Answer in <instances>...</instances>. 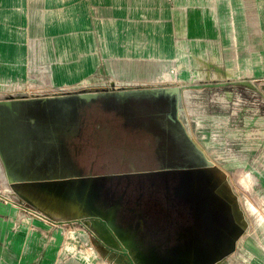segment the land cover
I'll use <instances>...</instances> for the list:
<instances>
[{
  "label": "rangeland",
  "instance_id": "1",
  "mask_svg": "<svg viewBox=\"0 0 264 264\" xmlns=\"http://www.w3.org/2000/svg\"><path fill=\"white\" fill-rule=\"evenodd\" d=\"M186 1L3 0L18 7L19 20L9 29L3 12L0 101L15 104L0 107V144L16 189L0 178V264L10 263L16 231L15 264L32 247L26 264L44 256L46 264H132L129 248L136 264H212L218 226L202 212L206 177L238 224L235 248L220 264H264V14L232 20L188 12ZM224 16L246 33L226 43L231 53L218 39L186 38L191 23L201 34L204 17L217 25ZM179 85L187 90L180 116L165 93L123 104L102 98L85 107L81 139L47 145L58 99ZM41 98L53 101L26 103ZM143 122L166 133L168 151L137 130ZM245 175L251 190L240 183Z\"/></svg>",
  "mask_w": 264,
  "mask_h": 264
},
{
  "label": "crops",
  "instance_id": "2",
  "mask_svg": "<svg viewBox=\"0 0 264 264\" xmlns=\"http://www.w3.org/2000/svg\"><path fill=\"white\" fill-rule=\"evenodd\" d=\"M188 0L186 1V3ZM5 4V7H3V0H0V38L2 37V31H3V12H6V15H10V25L8 28H17V24L19 17H17L16 14H19L18 7L14 6L13 4ZM178 7V5H176ZM175 7V8H176ZM188 12H198L200 10L204 11L205 13H213V14H231V19L233 20L232 14H238V15H245V14H251V13H257L259 16L264 14V0H193L191 5H184L183 7ZM192 10V11H189ZM242 18V17H241ZM209 19V22H205V17L201 21V27L202 33L200 34L195 25L191 23L190 27L187 26L185 36L187 39H192L193 44L201 43L204 45L205 43L210 45V42L213 40H220L224 42V50L227 53H231L233 49L231 48V45L228 44L226 46V43L231 42L233 38H236L237 36L241 39L244 36H246V33L242 30V27L239 26V22H233L230 20V17H220V22L217 21V25L212 24L211 19ZM244 19V17L242 18ZM226 20V21H225ZM204 22V23H203ZM242 25V24H241ZM192 26V27H191ZM195 29V30H194ZM214 30L213 32H208L210 30ZM194 30V31H193ZM236 30V32H235ZM191 31H193L191 33ZM204 31V32H203ZM178 35V34H177ZM202 39L201 41H199ZM198 41V42H197ZM210 41V42H207ZM241 45H245L244 43H241ZM242 51H245L242 49ZM209 52V51H208ZM205 53V50H204ZM180 86V85H179ZM182 87V86H181ZM183 88V87H182ZM205 182L209 184L210 186V193H206L204 196V201L207 203V205L203 206L202 212L209 214L211 217H216L215 223L218 227H216L214 230L217 231L215 233V245L216 250L213 251L214 259L212 260V264L218 263L222 258L226 257V255L230 254L232 250H234L236 245V240L239 236L238 230L236 229L237 219L235 215L234 208L232 204L228 201V199L224 196L222 191L220 189H217L215 187L214 182L210 177L205 178ZM129 232L126 230L123 234L127 235ZM33 234V233H32ZM31 233H28V241L30 240V237H32ZM46 237V236H45ZM34 238V236H33ZM11 242H10V249H9V261L10 263L5 264H15L14 258L17 256V252L19 250V235L18 231L13 232L11 235ZM60 240V237H58V241ZM55 244L56 238L54 239ZM60 247L55 246L53 248V253H56L57 256L60 254ZM37 248L28 249L26 251V260L28 259V254L35 253ZM47 252H49V249H47ZM129 252H131V249L129 248ZM25 252L22 251L21 255L23 256ZM212 253V252H211ZM16 255V256H15ZM20 257H18L19 259ZM41 261L37 264H46V256L43 257V259L39 258ZM21 264H26L27 261L24 259H19ZM55 261V260H54ZM57 261V259H56ZM26 262V263H25ZM59 262V260L57 261ZM210 264V263H209Z\"/></svg>",
  "mask_w": 264,
  "mask_h": 264
},
{
  "label": "water",
  "instance_id": "3",
  "mask_svg": "<svg viewBox=\"0 0 264 264\" xmlns=\"http://www.w3.org/2000/svg\"><path fill=\"white\" fill-rule=\"evenodd\" d=\"M208 86L212 87V84ZM162 93L168 94L171 97H175L176 99V106L177 112L180 116L182 109V96H183V89L179 86H172V87H165V88H150V89H142V90H119V91H111L105 93L99 92H85L80 93L72 98L69 99H58V104L56 105L55 109H53V115L48 117V124L51 129L49 132L51 137L59 138L60 136H65L67 139L71 138L75 134L79 133L80 127L83 126V111L85 107L91 105L93 102L102 99V98H110L115 97L116 100L123 104L128 97L131 96H140L142 94H152L156 96H160ZM53 100L50 98H41V99H28L26 103H39L41 105H47L48 103L52 102ZM15 101H0V107H6L9 109L14 108ZM0 157L7 167L6 160L4 158L3 151L0 145ZM173 170H184L188 169V167H176V168H169ZM127 255L131 260L132 264H136L135 261L132 259L131 252L129 250L127 252H123Z\"/></svg>",
  "mask_w": 264,
  "mask_h": 264
},
{
  "label": "flooded vegetation",
  "instance_id": "4",
  "mask_svg": "<svg viewBox=\"0 0 264 264\" xmlns=\"http://www.w3.org/2000/svg\"><path fill=\"white\" fill-rule=\"evenodd\" d=\"M82 122H83V120H82ZM33 123H36V121L34 120L33 121ZM84 123V122H83ZM82 123V124H83ZM85 126H82V127H80V128H78L79 129V133L76 135V138L74 139L75 141H77V140H79V139H81V137L83 136V132H84V130H85V128H84ZM45 129H46V126H45ZM145 129V131H146V133H153V135L155 134V136H156V138H157V140L158 141H162L161 143H164V145H165V147L164 148H166V150H162L163 152L164 151H168V149H169V147H170V142L168 141V136L166 135V133L165 132H162V131H159L157 134L155 133V129H154V127L151 125V124H149L148 122L147 123H141V124H139L138 125V131H142V130H144ZM96 130V129H95ZM100 129H97L96 130V134H97V132L99 131ZM47 131L48 132H50L51 131V129H50V127H48L47 128ZM102 131V130H101ZM95 132V131H94ZM99 134L100 133H98L97 134V137L99 136ZM99 138V137H98ZM52 139L53 140H49L48 142H47V145H49V146H55V145H59L60 147H62V148H66L68 145H71L72 143V137H71V139L69 138V139H67V137H65V136H60L59 138H55V137H52ZM1 145V144H0ZM2 149V148H1ZM174 167V166H173ZM176 167V166H175ZM174 167V168H175Z\"/></svg>",
  "mask_w": 264,
  "mask_h": 264
},
{
  "label": "bare ground",
  "instance_id": "5",
  "mask_svg": "<svg viewBox=\"0 0 264 264\" xmlns=\"http://www.w3.org/2000/svg\"><path fill=\"white\" fill-rule=\"evenodd\" d=\"M179 87H181V86H179ZM183 89V96L185 97L186 95H187V90L183 87L182 88ZM0 178L4 181V182H6L7 184L6 185H8L7 187L9 188V189H16L15 187H14V185H13V182H12V177L10 176V174H9V172H8V169H7V167L4 165V163H3V161H2V159H1V157H0ZM240 183H241V185H242V187L245 189V190H251V187H252V178L249 176V175H245V176H242L241 178H240ZM4 187V186H3ZM28 187H31V190L32 191H34V189H39V188H37L36 186H33V185H31V186H28ZM11 190H9V191H11ZM31 191V192H32ZM28 194V195H27ZM27 196H29V197H27L26 195H23L24 197H25V199L27 200V201H29V202H31V195H30V192L28 193L27 192ZM51 196H55V195H51ZM53 199H54V197H53ZM55 200V199H54ZM31 203H33L34 205H36L37 204V202H31ZM249 203V202H248ZM75 206V205H74ZM249 209L252 211V212H254V208H253V206H250L249 205ZM40 218H41V216H39L38 215V220H40ZM259 225L262 227V237H264V220H261L260 219V221H259ZM261 245H262V243H260ZM250 255H252V253L250 254ZM224 258H222L217 264H220V262L223 260ZM232 261V260H231ZM230 264H234V263H230Z\"/></svg>",
  "mask_w": 264,
  "mask_h": 264
},
{
  "label": "built area",
  "instance_id": "6",
  "mask_svg": "<svg viewBox=\"0 0 264 264\" xmlns=\"http://www.w3.org/2000/svg\"><path fill=\"white\" fill-rule=\"evenodd\" d=\"M33 213V212H32ZM46 217V216H45Z\"/></svg>",
  "mask_w": 264,
  "mask_h": 264
},
{
  "label": "trees",
  "instance_id": "7",
  "mask_svg": "<svg viewBox=\"0 0 264 264\" xmlns=\"http://www.w3.org/2000/svg\"><path fill=\"white\" fill-rule=\"evenodd\" d=\"M89 136H91V135H89Z\"/></svg>",
  "mask_w": 264,
  "mask_h": 264
}]
</instances>
